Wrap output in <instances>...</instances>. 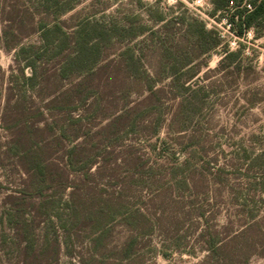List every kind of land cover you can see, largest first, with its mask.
Listing matches in <instances>:
<instances>
[{"label":"rangeland","instance_id":"1","mask_svg":"<svg viewBox=\"0 0 264 264\" xmlns=\"http://www.w3.org/2000/svg\"><path fill=\"white\" fill-rule=\"evenodd\" d=\"M243 7L0 0V264H264V20L243 37L224 21ZM198 22L222 44L201 39ZM4 31L17 34L9 47ZM226 50L243 51L241 70L221 64ZM67 61L66 83L107 65L73 115L50 107ZM123 111L117 132L107 130ZM19 122L74 127L63 144L90 151L88 172L76 164L65 189L21 194L26 176L10 146ZM59 147L50 160L65 164ZM11 194L29 211L45 202L22 239L6 216ZM57 237L58 262L42 253ZM27 241L36 252L20 255ZM212 242L227 246L210 258Z\"/></svg>","mask_w":264,"mask_h":264},{"label":"trees","instance_id":"2","mask_svg":"<svg viewBox=\"0 0 264 264\" xmlns=\"http://www.w3.org/2000/svg\"><path fill=\"white\" fill-rule=\"evenodd\" d=\"M217 9L226 10L232 8V6L240 7L244 3L243 8H235V11L231 14L228 22L233 23L236 27V33L239 37L245 36V33L248 29H256L258 25L264 20V0H249L247 3L245 0H213ZM29 11V10H28ZM197 22V20H195ZM194 21V22H195ZM200 24V34L199 37H211L214 35L212 47H218L222 43L221 36L217 31H208L205 29V25L203 22H198ZM41 29H45V25L40 26ZM57 29V27H53ZM49 30H44L43 35H47V33L53 32L52 28H47ZM56 32V31H55ZM4 37L6 40V45L11 46V41L17 39V34L10 35V33L4 31ZM11 38V40H10ZM13 47V46H12ZM84 46L81 45L78 52L82 54ZM207 51H205L206 53ZM243 51H231L226 50L224 56L221 60V64L225 65V69L235 66L237 70H241V63L238 59L242 57ZM67 63V64H66ZM65 65H61L58 70L54 72V78L50 82L53 90V100H51V108L56 109L58 114L67 113L73 115V108H77L79 101L85 95L86 88L90 85V82L93 78L99 73L101 68L104 66H96L94 65L91 69L87 71V75L82 78H77L76 81L69 80L70 82H65L64 78L67 68L70 67V63L64 62ZM28 65L34 66L33 62ZM30 78H25L26 82L29 83ZM33 80V79H31ZM149 92L151 94L150 101H152L155 97H158V90L155 86H149ZM48 107V108H50ZM126 112V111H125ZM128 112H121L119 114H112L111 119L105 127L107 130L112 132H117L119 125L121 122L128 118ZM40 115H46L45 112H41ZM82 118L80 116L78 118H72V125L75 123H81ZM59 125V124H58ZM71 126V125H70ZM67 125L61 126L59 128L56 126H52L51 124L43 122L42 127L37 126L35 123H26L25 125L22 122L17 123L13 127V138L11 142V151L16 153L17 162L23 168L24 175L26 176L25 184L21 190V194H30L33 192H37L38 194L43 193V189L46 185L48 188H63L65 189L68 186V177H69V169L74 167L76 164H80L81 166L86 167L91 166L93 164V160L88 162L87 158H90V151L85 147L75 146H67L64 145L63 142L72 141L73 134L69 131L71 128H67ZM76 131L75 128H72V131ZM60 146L65 150L63 154L65 164L56 163L55 161L50 160V152L52 151V147ZM59 147V148H60ZM68 168V169H67ZM89 168L86 167L87 171ZM88 172V171H87ZM86 172V173H87ZM50 185V186H49ZM7 199H10L13 202L10 203L11 211L6 213V216L9 221L14 222L17 227V237L18 239L21 237H27L29 233V228L34 226L36 219L38 217V211L42 208H35V210L29 211L25 206V202L21 201V197L15 196L11 194ZM29 205V204H28ZM30 206H34L32 203ZM28 211V212H27ZM142 214V215H141ZM30 215V220L27 219V216ZM141 217L145 218L143 213H140ZM204 213H201V217H204ZM25 241V240H24ZM52 242V243H51ZM48 240V245H45L42 248V253L51 252L54 255L55 261L58 262L59 256L61 254L62 242L59 240V237L55 238L52 241ZM51 243V244H50ZM211 244V243H210ZM52 247L50 250L49 247ZM227 246V243L220 242H212V245L209 249L213 251V255L209 256L212 258L214 254H219L222 250ZM20 255H26L28 253L36 252L33 243L30 241L25 242L24 246L19 248ZM32 257V256H30ZM25 264H32L28 260H25Z\"/></svg>","mask_w":264,"mask_h":264},{"label":"built area","instance_id":"3","mask_svg":"<svg viewBox=\"0 0 264 264\" xmlns=\"http://www.w3.org/2000/svg\"><path fill=\"white\" fill-rule=\"evenodd\" d=\"M225 24L228 26V28L230 29L232 27V24L230 22H228V20H224Z\"/></svg>","mask_w":264,"mask_h":264}]
</instances>
